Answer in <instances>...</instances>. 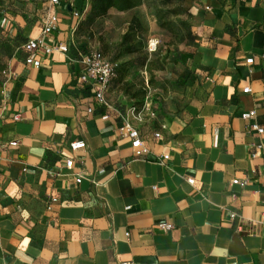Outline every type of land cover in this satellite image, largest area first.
Instances as JSON below:
<instances>
[{
  "label": "crops",
  "instance_id": "1",
  "mask_svg": "<svg viewBox=\"0 0 264 264\" xmlns=\"http://www.w3.org/2000/svg\"><path fill=\"white\" fill-rule=\"evenodd\" d=\"M186 8L200 45L186 59L185 107L147 123L119 110L112 86L104 106L82 82L85 52L74 39L90 0L55 8L42 0L31 22L19 21L22 41L36 40L56 15L49 44L69 52L54 50L34 68L21 48L8 63L0 264H264V135L241 118L254 111L264 128V0H190ZM127 122L147 155H136ZM77 141L86 147L72 152Z\"/></svg>",
  "mask_w": 264,
  "mask_h": 264
},
{
  "label": "rangeland",
  "instance_id": "2",
  "mask_svg": "<svg viewBox=\"0 0 264 264\" xmlns=\"http://www.w3.org/2000/svg\"><path fill=\"white\" fill-rule=\"evenodd\" d=\"M41 1L0 0V55L3 63L7 64L21 49L19 21L31 22ZM189 1L146 0L132 11H111L98 18H92L88 12L75 34L74 44L82 52L99 51L117 64L119 73L112 84L110 99L120 111L127 112L138 123L177 118L185 107L190 84L186 59L187 55L195 54L200 45L186 8ZM158 2L164 3L166 21H177L175 13L181 9L179 19L185 26L177 27L184 34L181 43L174 40L171 32L160 27L156 18ZM134 17L142 25V37L135 44L133 53L120 54L117 47ZM151 39L160 43L152 54L147 48ZM145 91L147 94L142 99L140 95ZM134 95L139 98L134 99Z\"/></svg>",
  "mask_w": 264,
  "mask_h": 264
},
{
  "label": "built area",
  "instance_id": "3",
  "mask_svg": "<svg viewBox=\"0 0 264 264\" xmlns=\"http://www.w3.org/2000/svg\"><path fill=\"white\" fill-rule=\"evenodd\" d=\"M51 8L59 7L61 5V0H49ZM83 13L75 12V17L82 19ZM58 18L56 15L49 14L46 21L42 27L41 35L39 39L27 40L22 46V50L26 53L25 64L32 66L34 68H40L41 60L45 55L51 54L54 50L67 54L69 48L66 45H60L55 49L51 44H49V39L52 37L53 33L57 29ZM159 41L156 39H151L148 42V52L155 53L159 48ZM82 63L85 67V73L82 76V82L85 85H89L95 91V98L97 102L106 106L105 94L110 88L112 81L117 75V64L109 61L101 52L99 51H89L82 54ZM248 64H252L253 60H247ZM245 93H249L250 89H245ZM241 118L245 121H252L249 125L250 132H256L259 135H264V128L255 122L256 112H247L241 115ZM20 116H16L15 120H19ZM138 121H140L138 119ZM122 131H125L129 138L132 140V146L136 150V155L141 157L148 154V149L144 146L139 130L133 126L131 122L125 123ZM156 137H159L157 134ZM18 143L13 142L11 145L16 146ZM86 143L84 141H77L70 145V150L72 152H78L85 149ZM73 160H68L66 162L67 168L73 167ZM189 184L193 185L194 180H188ZM77 184L81 183V178L76 180ZM234 184H238L239 181H234ZM243 185L245 182L242 183ZM234 216H232L233 218ZM172 226L167 223H160L159 229L162 231L172 230ZM123 264H133L132 262H127Z\"/></svg>",
  "mask_w": 264,
  "mask_h": 264
},
{
  "label": "trees",
  "instance_id": "4",
  "mask_svg": "<svg viewBox=\"0 0 264 264\" xmlns=\"http://www.w3.org/2000/svg\"><path fill=\"white\" fill-rule=\"evenodd\" d=\"M145 2L146 0H90L91 3L90 15L92 18H98V17L106 16L111 11H116L118 13H126L141 7ZM162 5H164V3L158 2V5L156 6V18L158 23L162 29H166L173 34V38L177 43H181L184 39V34L180 32V30H177V27H182V28L185 27L184 23L179 19V17L181 16V9H179L175 13V17L177 18V21L176 20L175 22L166 21V14L164 13ZM81 24L79 28L81 27ZM141 37H142V25L139 19L134 17L129 23L127 31L123 34L122 40L119 46L117 47V50L119 51L120 54L133 53L135 50L134 46L137 43V41L141 39ZM25 42L26 41H22L20 48H22ZM107 59L112 63H115L113 60L109 58ZM8 63L7 64L3 63V60L0 55V89L2 88L5 81V74L7 73ZM118 73H119V69L117 68L116 78L112 81L110 86H112L113 82L116 81V79L118 78ZM146 94H147L146 91L143 92L142 95H140L141 98L144 99ZM133 98L138 99L139 95L138 96L134 95Z\"/></svg>",
  "mask_w": 264,
  "mask_h": 264
}]
</instances>
